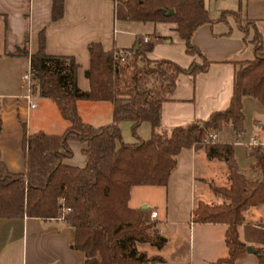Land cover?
Wrapping results in <instances>:
<instances>
[{
    "label": "trees",
    "instance_id": "1",
    "mask_svg": "<svg viewBox=\"0 0 264 264\" xmlns=\"http://www.w3.org/2000/svg\"><path fill=\"white\" fill-rule=\"evenodd\" d=\"M124 5L129 21L175 23L187 52L197 55L201 63L193 62L183 68L170 60H150L146 54L152 42L138 38L131 49L122 51H134L142 64L138 65L135 59L129 65L120 62V50L105 51L100 42H92L88 45L90 64L85 72L89 89L83 91L76 82L78 64L74 58L48 55L41 33L37 51L29 56L31 90L49 98L69 125L60 135L26 133L23 127V172H10L0 160V218L58 219L63 209L69 208L63 220L75 230L71 246L84 253V264L158 261L156 257L146 258L135 248L136 242L161 248L166 239L158 233L146 208L128 206L131 188L165 186L182 149L200 147L206 136L225 126L243 131L244 96L264 102V44L254 21L242 19L239 11L233 10H223L212 19L204 0H126ZM171 9L173 14L166 15ZM61 10L62 0H53V20L61 15ZM228 17L235 21L244 44L251 45L253 53V60L241 62L234 73L228 107L212 112L207 120H195L170 130L162 128L161 105L174 91L178 75L195 76L209 65L192 43L194 32L204 24L227 22ZM20 52L26 55L24 47ZM78 100L109 101L113 106L112 121L101 126L84 122L78 113ZM124 121L131 123L135 138L132 143L122 140L120 124ZM142 122L151 125L148 139L137 134ZM70 141L85 144L83 167L63 163L72 156ZM205 149L208 158L226 163L230 183L222 187L210 184L222 202L198 201L192 221L224 224L227 255L213 264H236L246 252L238 231L244 213L264 204V155L261 149H248L256 160L251 165L256 175L248 178L239 170L232 143L209 144ZM257 253L264 264V251L257 249Z\"/></svg>",
    "mask_w": 264,
    "mask_h": 264
},
{
    "label": "crops",
    "instance_id": "2",
    "mask_svg": "<svg viewBox=\"0 0 264 264\" xmlns=\"http://www.w3.org/2000/svg\"><path fill=\"white\" fill-rule=\"evenodd\" d=\"M125 1L62 0L61 15L53 20V0H0V160L10 172L24 170L23 127L26 133L43 131L60 135L69 125L49 98L38 96L30 89L32 108L25 98L26 82L22 75L29 56L38 49L39 34L44 35L48 55L74 58L78 64L76 82L83 91L89 89L85 72L90 64L88 45L92 42H100L105 51H121L131 49L138 38H148L152 42V48L146 54L150 60H170L183 68L201 61L197 55L187 52L175 23L129 21ZM204 3L212 19L223 10H233L239 11L242 19L254 21L264 44V0H204ZM251 36L252 31L248 39ZM192 43L209 65L195 76L178 75L174 91L161 105V126L167 130L195 120H207L212 112L226 109L232 96L236 69L241 62L253 60L251 45L244 44L243 33L230 17L227 22L215 21L200 26L192 36ZM23 47L26 55L20 52ZM242 103L244 129L241 133L245 137L249 132L246 111L262 103L250 96H244ZM76 105L84 122L101 126L112 121L113 106L109 101L78 100ZM263 126L258 123L245 139L254 138L260 132L264 137ZM120 129L124 142L135 141L130 122H122ZM235 132L227 126L217 138L222 143L233 144L234 156L238 146L245 147L249 166L246 171L239 170L252 178L256 173L251 165L256 160L243 143L235 141ZM137 134L141 139L150 138V123L142 122ZM69 146L72 156L63 163L83 167L85 144L70 141ZM262 152L264 155V150ZM229 183L226 163L208 158L205 147L182 149L165 186H134L130 190L128 206L146 208L158 233L166 239L161 248L136 242L137 252L148 259L158 258L148 264H194L195 250L197 264H213L224 258L227 255L226 226L194 223L192 213L198 201L222 202L210 184L222 187ZM152 211L157 212L154 218H150ZM259 230L264 231V204L250 207L238 229L239 238L246 246L264 251V238L255 235ZM74 236V228L60 218H0V264H84V253L71 246ZM259 258L258 254L245 252L236 264H262Z\"/></svg>",
    "mask_w": 264,
    "mask_h": 264
},
{
    "label": "rangeland",
    "instance_id": "3",
    "mask_svg": "<svg viewBox=\"0 0 264 264\" xmlns=\"http://www.w3.org/2000/svg\"><path fill=\"white\" fill-rule=\"evenodd\" d=\"M213 4H214V2H212V5ZM136 56L137 55L133 51V54L130 55V56H128V58L125 61V63L131 65L133 63V61L136 59L137 60V64L138 65H141L142 63L140 62L139 59H137ZM196 63H201V61L200 62H196ZM246 122H247V126H248V129H249V132L247 131V134L245 135V137L249 138V135L251 133V129L255 128V126L258 123L264 125V102L262 104L257 105V106H251L250 108H248V110L246 111ZM260 126H262V125H260ZM226 127L227 126L223 127L222 130L219 131L216 134H219V133L221 134L222 132H225V128ZM263 129H264V126H263ZM261 134H262V132L258 133L256 136H254V138L256 139L257 145H253L252 148L264 150V137ZM234 136L237 137V139L235 138V141H237L239 143H243V145H245L248 148V146L246 145V143L249 140L248 139H245V137H243V134L241 132L236 131L234 133ZM219 142L220 141L217 138V140H216L215 143H219ZM200 146L205 147L207 145L200 144ZM245 155H246L245 154V147L244 146H238L236 148V151H235V159L237 161L238 167L241 168L244 171H246L248 169V166H249V159H247V157ZM255 235L257 237H259L260 239H263L264 238V231H261V230L256 231L255 232ZM194 264H197V252H196V250H195V260H194Z\"/></svg>",
    "mask_w": 264,
    "mask_h": 264
},
{
    "label": "built area",
    "instance_id": "4",
    "mask_svg": "<svg viewBox=\"0 0 264 264\" xmlns=\"http://www.w3.org/2000/svg\"><path fill=\"white\" fill-rule=\"evenodd\" d=\"M149 39L148 38H145L144 41H148ZM133 52L131 51H119L118 53V58L120 60V62H125L128 58V56L132 55ZM31 76H32V73H31V68H30V64L28 62V66L25 70V72L23 73L22 75V78L23 80L26 82V90H27V93L25 95V98L28 102V105L30 108L34 107V104L30 101V89H31ZM217 140V134L216 133H210L208 136H206L201 142L200 144H203V145H209V144H214ZM246 145L248 146V149L249 148H252L253 145H257L256 143V139L251 137L249 139V141L246 143ZM69 208H66V209H63L62 211V214L61 216L59 217L60 219H63L64 218V215L69 212ZM157 215V212L155 211H152L150 213V218H154L156 217Z\"/></svg>",
    "mask_w": 264,
    "mask_h": 264
},
{
    "label": "water",
    "instance_id": "5",
    "mask_svg": "<svg viewBox=\"0 0 264 264\" xmlns=\"http://www.w3.org/2000/svg\"><path fill=\"white\" fill-rule=\"evenodd\" d=\"M173 12H174V11L171 9V10H169V11L166 13V15L171 16V15L173 14ZM246 251H247L248 253L258 254V253H257V250L253 249L251 246H246Z\"/></svg>",
    "mask_w": 264,
    "mask_h": 264
}]
</instances>
